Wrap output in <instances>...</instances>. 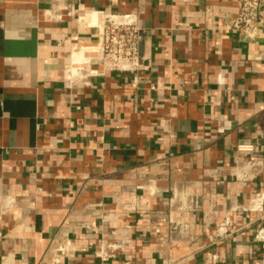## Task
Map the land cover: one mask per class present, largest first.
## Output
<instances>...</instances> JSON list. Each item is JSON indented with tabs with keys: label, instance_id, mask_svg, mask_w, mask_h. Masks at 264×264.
Returning a JSON list of instances; mask_svg holds the SVG:
<instances>
[{
	"label": "crops",
	"instance_id": "0c3cea01",
	"mask_svg": "<svg viewBox=\"0 0 264 264\" xmlns=\"http://www.w3.org/2000/svg\"><path fill=\"white\" fill-rule=\"evenodd\" d=\"M236 11L0 0V264H260L264 31ZM93 13L139 28V69L104 68Z\"/></svg>",
	"mask_w": 264,
	"mask_h": 264
},
{
	"label": "built area",
	"instance_id": "2783aa9c",
	"mask_svg": "<svg viewBox=\"0 0 264 264\" xmlns=\"http://www.w3.org/2000/svg\"><path fill=\"white\" fill-rule=\"evenodd\" d=\"M236 15L231 28L239 34L254 39L264 31V0H233ZM141 34L139 28L128 22L104 23L100 31L99 61L108 71H134L140 63ZM261 246L260 264H264V228L255 235Z\"/></svg>",
	"mask_w": 264,
	"mask_h": 264
},
{
	"label": "bare ground",
	"instance_id": "6f19581e",
	"mask_svg": "<svg viewBox=\"0 0 264 264\" xmlns=\"http://www.w3.org/2000/svg\"><path fill=\"white\" fill-rule=\"evenodd\" d=\"M110 21L113 23H122V22H117L118 20L116 17L111 18ZM87 22L92 26L96 25V27H99L100 29L103 28V25L105 23L104 17H99V15L97 13L90 14L88 16ZM98 48H100V43L97 46V49ZM71 59H72V64L78 65V63L81 62V60L83 59L81 51L80 52H74ZM105 249H106V245L101 246V251H104Z\"/></svg>",
	"mask_w": 264,
	"mask_h": 264
}]
</instances>
